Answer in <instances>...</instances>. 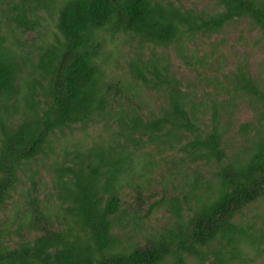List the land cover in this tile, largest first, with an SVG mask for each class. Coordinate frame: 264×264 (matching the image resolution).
I'll list each match as a JSON object with an SVG mask.
<instances>
[{
	"label": "trees",
	"instance_id": "16d2710c",
	"mask_svg": "<svg viewBox=\"0 0 264 264\" xmlns=\"http://www.w3.org/2000/svg\"><path fill=\"white\" fill-rule=\"evenodd\" d=\"M214 2L207 13L182 0H0V208L23 185L13 219L0 224V264H234L244 243L259 247V229L240 217L264 200V109L257 121L240 124L248 147L233 159L225 154L222 119L237 108L235 97L261 110L264 84L240 66L230 88L208 92L202 107L156 51L171 48L206 87L209 74L218 86L220 64L215 57L213 67L211 56L221 54L216 46L200 54L199 45L236 19H249L264 37V0ZM45 14L55 37L38 46L27 34L42 29ZM130 40L137 50L123 76L114 75V49ZM100 121L117 129H102L106 136L97 133L84 151L73 145L72 165L55 160L53 192L45 196L30 162L49 157L58 133ZM127 144L153 149L137 154ZM163 149L182 154L178 167L144 193L153 153ZM157 210L173 217L168 227L134 242L121 238L126 229L135 237Z\"/></svg>",
	"mask_w": 264,
	"mask_h": 264
},
{
	"label": "rangeland",
	"instance_id": "374dc122",
	"mask_svg": "<svg viewBox=\"0 0 264 264\" xmlns=\"http://www.w3.org/2000/svg\"><path fill=\"white\" fill-rule=\"evenodd\" d=\"M182 3L185 7H193L196 10L203 9L207 13H213L215 10L214 0H182ZM45 20L42 22L43 27L40 31L36 33H28L27 37L33 38L36 37L37 45H42L45 42H52L55 37V28L53 25V20L48 15H44ZM205 43L199 45L198 51L200 54L203 52L214 53L211 50L212 46H216L221 56H218V53L212 54L211 62L212 66L215 67L217 62L215 57L219 60V66L221 74H218V78L221 82L217 85L214 83L212 75L209 74L210 86L206 87L204 85V78L196 75L194 72L186 70L185 64L180 59H178L173 53L171 48L166 50L157 48L156 51L160 54H163L167 57L168 62L171 65V70L175 73L176 77L180 79L183 88L187 89L192 96H195V100L199 102V105L206 107L209 101L210 96L208 92H211V95H219L218 87L223 84V86H228L230 88L231 84L229 83L230 73L236 71L240 66L247 68L251 77L255 78L259 84H264V37L260 34L257 28L251 23L249 19H236L229 23H226L222 30L219 33L211 35L209 38H205ZM121 45V46H120ZM114 50L120 51L117 55V61L110 68L111 72L114 75L123 76L125 61L132 56V52L137 50V43L134 40L126 41L121 43ZM111 46V45H110ZM193 48V44L188 45V50ZM37 49V48H36ZM149 55V50L146 48L143 51V57L146 58ZM227 77V78H226ZM203 89V90H202ZM223 97L228 100H232L230 95L226 94V91L222 92ZM221 94V96H222ZM147 101L150 104L156 103L157 99L152 97L151 93L144 92ZM152 97V98H150ZM235 97L232 101H236L237 108L234 109L230 117L227 118V113H225L223 122H228L227 129L224 130V150L225 154L229 158L233 159L234 156L241 155V152L248 147L247 138L248 135L239 131L242 129L240 124L244 123H253L259 118V113L261 110L258 108V105L254 104L248 99H237ZM118 107L113 106L112 109L116 110ZM112 110V112H114ZM208 108L206 112L208 113ZM102 121L98 123H92L87 127L81 128L80 125H75L72 129L73 131L65 130L63 134H57V138H52V150L48 153L49 157L44 159L42 156H39L36 160H33L29 164V168L32 170H38V175L35 178L36 185L38 188L43 190V194H50V191L53 192V182L55 181L56 170L54 168V161L58 160L63 162L66 159V162L73 157L72 146L80 144L82 151L87 148V146H92L93 140H97V133H101L102 136L106 134L102 129H117L116 124L112 121L109 126L107 124H101ZM101 124V125H100ZM84 129V130H81ZM96 129H98L96 131ZM68 140L66 149H64L65 141ZM185 140L183 139L182 142ZM162 147V146H161ZM127 149L132 150L135 153H140L141 151L153 149L152 144H150L147 149L143 146L137 147L136 145L127 144ZM64 151H69L68 156H64ZM169 149H163V155L159 156L156 153H153L154 164L152 170H146L145 172V182L144 185L147 187V190L144 189V193L148 191H157L160 188L161 183L164 181L166 176L175 170L178 167L176 165L180 162L179 157L182 155L180 152L177 154L172 153ZM71 162H67L66 165H70ZM72 165V164H71ZM53 166V168H52ZM204 178L209 181L213 180V177L208 173V168L204 167ZM20 177H23V174L20 173ZM181 176L175 178V183L179 182ZM142 181V180H141ZM161 182V183H160ZM28 186V185H27ZM26 186V187H27ZM23 190V185L17 187L15 192H13L10 200L0 208V224L7 223L9 220L13 219L14 205L17 201L21 199L20 193ZM43 195H41L42 197ZM183 214L187 213V208H183ZM186 216V215H185ZM173 217L163 210H157L150 214L148 218L143 220L141 229L136 232V236H131L132 231L128 229L124 230L121 233V238H127L128 241L141 240V235L152 233L154 231L161 230L165 226L170 225ZM242 223H254V227L259 229L258 233L254 232L255 235H261L262 238L257 239L259 247L250 246L246 243L242 245L244 250L238 255L235 256L232 261L234 264H264V200H259L253 203L248 210L244 211L240 217ZM118 230V229H117ZM128 236H131L128 237ZM185 264H194V260L187 258ZM166 264V263H165Z\"/></svg>",
	"mask_w": 264,
	"mask_h": 264
}]
</instances>
